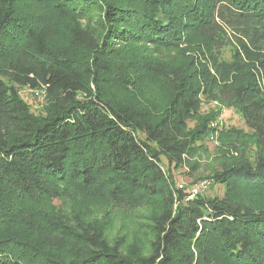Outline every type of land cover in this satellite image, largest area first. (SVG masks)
Here are the masks:
<instances>
[{
	"label": "trees",
	"instance_id": "16d2710c",
	"mask_svg": "<svg viewBox=\"0 0 264 264\" xmlns=\"http://www.w3.org/2000/svg\"><path fill=\"white\" fill-rule=\"evenodd\" d=\"M213 136L223 194L190 198ZM0 264H264V0H0Z\"/></svg>",
	"mask_w": 264,
	"mask_h": 264
},
{
	"label": "rangeland",
	"instance_id": "374dc122",
	"mask_svg": "<svg viewBox=\"0 0 264 264\" xmlns=\"http://www.w3.org/2000/svg\"><path fill=\"white\" fill-rule=\"evenodd\" d=\"M223 57L226 60L230 58L229 49H225L223 51ZM19 95L33 113L37 114L42 111L44 106V97L36 96L28 88L19 89ZM212 110L219 112L218 124L220 126H223L226 129L234 128L239 132H242L245 136L250 134L241 117L233 110L220 108L214 102H205L202 104V114H207ZM189 126L193 127L194 123H189ZM198 146L201 147L198 149L191 161L199 165L198 170L196 172H192L189 166H184L174 173L175 182L177 185H182L184 188L189 190L202 182H207L208 187L204 190V192H202V194L207 197H221L223 194L222 186L211 185L207 178H209L213 170L217 169L219 163L225 157L224 154L227 153L228 147L225 145V142L216 139L215 136H213V138H205L202 142L198 143ZM250 149H252V147L247 149L249 154L251 153ZM112 220L111 226L107 232V237L109 239H114L116 237L124 236L127 244H130L133 240L135 229L137 225H139V222H141L140 219L135 217L133 213L125 211L115 213Z\"/></svg>",
	"mask_w": 264,
	"mask_h": 264
},
{
	"label": "built area",
	"instance_id": "2783aa9c",
	"mask_svg": "<svg viewBox=\"0 0 264 264\" xmlns=\"http://www.w3.org/2000/svg\"><path fill=\"white\" fill-rule=\"evenodd\" d=\"M30 90V89H29ZM36 96H42L44 97V89H37V90H31ZM183 186L180 185L179 188H182ZM208 187V183L207 182H202L199 185L194 186L193 188L190 189V198L194 197L197 194H201L202 192H204V190H206Z\"/></svg>",
	"mask_w": 264,
	"mask_h": 264
}]
</instances>
